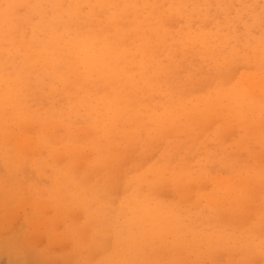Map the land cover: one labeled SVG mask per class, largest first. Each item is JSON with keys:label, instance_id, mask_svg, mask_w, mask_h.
Listing matches in <instances>:
<instances>
[{"label": "rangeland", "instance_id": "obj_1", "mask_svg": "<svg viewBox=\"0 0 264 264\" xmlns=\"http://www.w3.org/2000/svg\"><path fill=\"white\" fill-rule=\"evenodd\" d=\"M30 1L31 3L34 2L32 0H27V1L26 0H4V2L1 0V2L4 4L2 6L1 5L2 3L0 2V13L3 10H6L5 6L7 5L10 11L15 12L17 14L20 12L18 15V17L20 18V16L22 15L21 11L23 10L25 11V9L23 8L24 3L28 2L30 4ZM47 1L50 2L52 0H47ZM120 1L123 3L124 0H120ZM127 1H128V4L122 5V3H120L122 5V8L121 9L119 8L120 11H116L115 9L113 10V7H115L113 6V4H108L109 9L108 8L107 9L108 11L112 12L111 15H113L114 18H116L117 16H120L118 12L121 13L123 7H124V11L129 9V12L127 13L126 11L124 12L126 16L127 14L132 13L135 9L136 13L134 12V14L132 13L131 15H135L134 18H136L138 17V14H139L140 18L138 17V19L136 18L135 20L133 19V16L128 15L127 19L130 20L129 16L132 17L131 19L133 21H136L135 25L134 26H132L131 24L128 25L129 23H127V25H123V24H126V22H130V23L132 22L131 20L128 21L126 19L124 23L122 22L121 24L122 26L117 24L115 28H113V31L111 30V27L107 28L109 27L108 24H106L107 27H105V24L103 25L101 24L103 19H104L103 20L104 23L105 22L107 23V20H109L107 15H105L104 10H103V13H97L98 11H96V13L99 15L98 17L97 14L95 15V11H94L95 9H92L88 4H83L82 5L83 11L80 12L82 17L84 16L83 14L90 12L88 15H86L87 16L86 19L88 20L89 19L92 20L93 18L96 19V20L93 19L91 21L93 22V24H97L98 23L97 19H98L99 26L97 25L98 27H96L98 30H100L101 26H103L102 27L103 29L101 30L105 29L104 32L110 35L112 32H114V29L118 28V32L121 35H123V37L126 36L124 37L125 38L124 40L126 41V39L128 38L127 39L128 44L131 42L132 43L134 42L133 44L131 45L129 44L128 46L127 42L124 41V43L127 44V45L125 44L124 45L131 52L132 56L131 55L130 57L126 56L128 58L125 57L121 60L122 68L123 69L126 68L124 69V71H126L124 73L125 75L122 76L124 79L121 77V80L123 79L124 83L120 80V82L123 83L121 84V86L123 85L124 87L120 88L119 90L120 96L118 99H116V106L118 107V110L120 111L121 115L119 113V116L114 119L111 125L108 124L110 126L107 125V127H105L106 124L102 123L97 128L91 123L92 120H91L89 110L87 109L86 106H83L84 104H82V102L80 101L84 98L85 92L83 90H80V88H78L77 85H75L76 88L73 87V79L75 78L74 75H71V74L69 75V81L71 82V84L70 86L69 85L66 86V88H64L63 84L60 83L59 81L51 80V83L54 82L55 84L54 83L52 84L54 86L56 85L54 90L53 89L51 90L50 88L54 86H52V84L50 83L49 84L51 86H49L48 82H49L50 77L48 76L49 75L48 73H45L44 74L45 77L43 78L45 79L47 77V79L45 82H44V79L42 80L43 82L41 84L42 86L41 85L39 86L36 84L39 87V89L38 87H36L37 92H39L38 95L35 93L36 88L34 89L33 87H28V89H26L27 91L24 92L23 97L20 96L23 93L19 95V99L20 100H22V98L27 99L25 103L23 102L25 101V99L22 100L23 102L22 104L25 107V110L27 109V106H29L28 113L33 118L32 123H31L33 124V126H31V128H32V131H35L36 133L34 132L35 133L34 134L31 131H29V134L31 133L34 134L32 135L33 137L32 139L34 138L37 139V133H38V137H40L39 135H41V138H42L43 137L42 132L45 131V134H47L48 137H50V134L54 135L53 134L54 132L55 134L58 133V135L56 134L54 135V137L56 136L59 138H63L64 136L65 142L69 141L70 144L74 142V143H77L78 146L80 145L79 150L76 148V152L75 151L70 152L69 150L70 153H68V152L63 151V148H64L63 146L66 144L68 145L67 142L66 143L58 142L57 144L54 143L53 145L56 147V149L59 147L58 150L59 149L62 150V152L59 151L60 152L59 157L63 158V160L58 159L54 162V159L56 157L57 158L59 157L57 155L56 157L53 156L54 154L52 155L53 152L51 151L52 149L51 146L50 148L41 147L40 148L41 150L39 149L38 151L33 152V153L32 151H30L29 155L26 154L25 150H24V153L26 155L22 153L23 151H19L18 149H16L18 142L16 141V143H13L15 142L13 140L14 139L18 140L19 138H22V136L25 135L23 134L24 131L23 132L21 131L22 129H20L19 125L16 122H14L12 118L11 120L14 124L9 122V119L7 118H10L8 117L10 116V113H6L7 115L5 116L4 109H10L7 111L12 113L13 109L9 108L10 106H7L11 104H7L6 105L7 107L0 106V110H1L0 115L1 116L4 115V117H6V119L8 120V121L7 120L4 121L3 123H0V132H1L0 133V137H1L0 143L2 141L1 147H0V264H81L82 261H83L82 264H93L94 262H95L94 264H108V263L116 264L117 263L116 261L118 260L116 259V257L118 258L119 256L121 258L122 257L120 256L121 253H123L122 254L123 256H125L126 254V256L131 258V256L133 255L132 258L133 257L135 258L127 259L126 256L122 257L123 259L121 258L118 261V264H122L123 261L127 262V260L129 259L130 261H128L129 262L128 264H130L131 261L132 263L136 264L134 262L136 260H139V262L137 261V263H141V264L142 262L143 264H157V263L160 264L159 260L161 261V264H249V260L251 261L250 264H264V220H263L264 219V115H263L264 114V76L262 77L263 80L262 78L259 77L261 76V74H264V51H263L264 45H262V43L264 44V0H246L247 2L245 0H242V1L241 0H220L219 3H218L219 0H217V2L216 0H212V1L211 0H168V1L159 0L158 2L156 0H141V4L139 3L138 0H132V2H130L129 0ZM224 1H226L227 3L229 2L228 3L229 6L226 2H225L226 4L225 5ZM42 2H45L48 5V2H46V0H42ZM118 2L119 1H117L116 6H118ZM32 4L35 6V3H32ZM49 5L47 7L48 8L50 7V10H51L52 8L51 4ZM132 5L134 9L133 8L130 9ZM242 5L244 8L241 7ZM26 6L27 5H25L24 7L26 8ZM17 7H20L18 8V11H17ZM32 7H30L29 5L27 9L28 8L31 9ZM169 8L170 9L172 8V10H169ZM249 8L252 10H250ZM165 9L167 11H165ZM97 10H99L100 12L102 11V9L100 10L99 8H97ZM153 10H155L156 12H154ZM173 10L175 12H172ZM24 11H23V15L24 16L27 15V17L26 16L25 17L28 19L26 20L24 18V21L22 22L23 15L21 16L20 22L22 23L21 24L22 26L25 25V23L26 24H29L30 22L32 23L31 17L33 18V21L36 19L35 17H33V14L35 12L34 10L32 14L30 15L24 14ZM28 11L30 10H27V13ZM157 11L159 12L158 14L159 16L157 15L158 13ZM170 11L172 14L170 13ZM239 11L241 12V14ZM49 12H50L49 14H51V11ZM114 12L116 15L118 14L116 17H115ZM15 13H13L14 15H11V20L9 24L11 27H13L11 29L13 33H16L14 34L17 36V37L15 36L16 39L18 38L19 40L21 39L22 41L21 36H23L24 42L25 41L27 42L26 40L27 38L29 39L28 41L31 42L32 39L29 38L30 35L31 37L34 36L38 39H42L45 37L43 33H46V31H41V30L35 31L33 24H31L33 28H31L30 25L29 26L25 25L26 28H23L25 26L22 27V26L16 25L15 20L18 17ZM100 14L105 15L106 17L103 16L104 18L103 17L100 18L101 16ZM125 14L123 17L122 15L120 16L119 21L121 17L124 18L125 20L126 18ZM183 14H184V17H183ZM202 14L203 15L205 14L206 16H203ZM149 15H151L152 20L149 19L150 18ZM81 16L78 19V22L84 21L82 22L83 23L82 25H84L86 23V19L84 18L85 16L83 18H81ZM223 17H224V20H223ZM29 18L31 19V21H28ZM182 18H184V22ZM227 18L229 19V21H227ZM236 18L237 20H234ZM175 19L177 22L175 21ZM19 20H17V23ZM210 20H215L216 22L215 21L211 22ZM220 20L222 22L226 20L225 21L226 23H222ZM26 21H28L29 23H27ZM173 22H175V25H176L175 27L173 25ZM140 23H142V25ZM80 24L81 23H79V25ZM144 24H146V26H144ZM217 24H220L218 25L219 28L215 26ZM118 26L122 27V29H124V26L125 28L128 26L130 29L120 30ZM136 26H138V28H136ZM15 27H18L19 29L20 27H22L21 29L22 30L24 29L26 31H24L25 32L24 33L21 30V32L27 36L24 37V35L21 32H18L19 30ZM27 27L29 28V31ZM14 28L15 30H18L17 31L18 33L14 32ZM208 28L213 31L208 30ZM108 29H110L112 32L108 31ZM141 29L143 31L145 29V31L140 32L142 31ZM164 29L165 30L167 29V31H165ZM216 29H218L217 30L218 33ZM125 30H127V35H125L126 34ZM138 31L140 32L139 33L140 35L137 34ZM146 31L148 32L146 33ZM5 32L7 33V31ZM26 32L27 33L29 32V35ZM134 32H136L137 36L134 34ZM40 33L42 36L40 35ZM129 33L130 34L133 33L135 36L134 38L136 37L137 38L132 39L133 35L132 34L130 35ZM154 33H156L157 35L155 36ZM17 34H20V37H18ZM174 34L176 35V37ZM5 36H7V38L8 37L10 38L12 36V33L8 32L7 34H5ZM212 36L215 38H213ZM218 36L220 37V39L218 38ZM222 37L224 38V42H223ZM138 39H141V40H138ZM17 40L15 41L19 42V40L18 41ZM24 42H20V44L19 43L16 44L15 47H12L10 51L6 52L5 54L7 57L5 59L10 57L8 61H10L11 63L12 62L18 63L20 61V56L23 57L25 53V50H24L25 47L23 45ZM140 42H142L141 45H140ZM27 45H28V42L25 44V46ZM132 45H135V46H132ZM215 47H216V50H215ZM12 49L14 50L12 51ZM15 50L18 52H16ZM146 50L149 52H147ZM19 51L21 52L22 55H20ZM14 53L15 54L18 53L20 55V56L19 55L17 56L19 57L17 60L13 59V57H16ZM208 53L210 54L207 55ZM0 54H1L0 55L1 57L3 54L1 52ZM137 54L138 55L140 54L139 57L137 56ZM9 55H11L12 57ZM133 57H135L133 60H136L137 62L135 61L134 63H132L133 61L131 59ZM1 58H0L1 68L3 69V63H5L4 64L5 69L3 70L0 69V73H4L5 76H7L10 74V72H12L13 67L10 64V62L8 61L6 62L5 59H3L4 57L2 58V60ZM197 59H199L201 62L197 61ZM164 60L165 61L167 60V61L165 62ZM125 61H128V62H125ZM40 65L41 64H39V66ZM47 71H49V69ZM136 72L139 74V77ZM249 73L252 76L251 75L249 76ZM249 77H251L252 79L255 78L256 80L260 79V81L263 83L259 81L260 82V83L258 82L259 85L257 84H255V86L251 85L250 84L251 81H249ZM91 78L92 80L89 82L90 84H92V86H90V90L92 94L91 97L93 96V94H95L96 96V93L98 96V97L93 96L94 99L92 103L94 105H101L100 102L102 100H100V98L105 94L107 96L115 95V90H114L112 83L105 82L104 79L101 80L102 78L95 74L92 75ZM76 80L77 79L75 78V82ZM6 81L7 79L0 80V84H1L0 85V97L3 94V91H5L7 88ZM46 82L49 87H47ZM56 83H58V85ZM186 87H188V89ZM31 88H32V91L30 90ZM71 88L74 91H72ZM56 89L58 92L56 91ZM252 89L254 90L252 91ZM44 90L45 91L47 90L46 91L47 93H45ZM53 91H55L56 94ZM66 91H70V92H66ZM100 91H101V94H99ZM61 92H64V93H61ZM43 93H45L46 95H44ZM59 93L61 94L59 95ZM241 93H243V95ZM65 94L67 95L66 97L64 96ZM59 96H61L60 99H59ZM72 96L74 97V99L72 98ZM52 98H54L53 101H52ZM63 98L64 99L66 98V100H62ZM57 100H59V102ZM243 100L246 101L247 104L245 102L243 103L242 102ZM41 101L42 103L40 104ZM1 102L2 100L0 98V103ZM158 102H159V105H158ZM206 102L209 104L208 106H211L212 104L213 108L212 106L209 108ZM210 102H213V103L210 104ZM204 103H206V105ZM161 106H162V109H161ZM214 106L216 107V109L214 108ZM30 107L34 108V110L32 108V111L36 110L37 117L35 116L36 114L35 112L32 113ZM182 107L184 109L186 107L185 115H184L185 112L183 111ZM191 107H193L192 109L194 110L193 112L195 114H196V110H198L199 113L202 111V113L199 114L197 112L196 114L197 117H196L195 114L192 112V115H193L192 116L190 113L192 111ZM224 107L225 108L227 107L226 110L224 109ZM243 107L244 109H241ZM229 108L232 112L229 110ZM236 108H238L239 110H237ZM245 108L247 110H245ZM49 109H50V114H49ZM173 109L174 110L176 109L175 114H174ZM130 110H132L131 114H130ZM145 110H146V113H145ZM171 110H173L172 111L173 113L171 112ZM211 110L213 111L209 112ZM222 110L223 111L225 110V111L223 112ZM243 110L245 113L243 112ZM246 111L248 112L246 113ZM47 112L49 116H47ZM206 112H209L210 114ZM226 112L229 116L226 115V117L224 118ZM31 113L34 114V116ZM53 113L54 114L56 113L57 115L55 114L54 116ZM164 113H167V114L162 117L169 118V120L164 119V118L162 119V117H160L161 115H164ZM39 114L41 117L39 116ZM182 114L184 115L183 117H182ZM245 114L247 115L245 116ZM207 115L211 118L210 119L207 118L208 117ZM179 116H181L182 118ZM98 117L100 120L104 119V116L100 113L98 114ZM190 117H194L197 121L199 119V121L201 122L198 125L199 121L196 122L194 118L190 119ZM36 118L38 119L40 118L39 119L40 121H38V119ZM136 119H138V121H141V122H138ZM135 120L137 124H135ZM209 120L210 122H208ZM244 120H246V122H244ZM86 121L88 125L86 124ZM186 121L189 123V124H186L187 126L185 125V123H187ZM229 121L230 123L232 122L233 123L235 122V123L233 125L230 123L226 124V122H229ZM7 122L8 124L9 123L10 124L8 125ZM41 122H42V125L45 123L44 125L45 127L49 124L48 125L49 127L47 126L46 129L44 127V130H40ZM169 123L170 125H167ZM201 123L205 126H203ZM248 123L250 125H248ZM57 124L59 125L60 128L58 127ZM145 124L147 125L149 124V125L147 126ZM225 124L231 127L227 128ZM254 124L255 125L257 124V126H255V129H252L254 127L253 126ZM3 125L6 126L5 127L6 129L4 128ZM86 125L88 128H90L89 131L85 127ZM117 125L120 129V130L118 129L119 133L116 132L117 129H114V128H118L116 127ZM10 126L12 128H10ZM65 126H66V129L63 128ZM103 126L106 129L107 128L108 129L106 130ZM185 126H186V129H185ZM94 127L96 131L97 129L98 131H101L102 130L101 128H103L102 133H100L102 135H98L97 134L98 132L95 133ZM245 127L249 129L250 132H247V129L245 130ZM9 128L15 132L17 131L16 133L14 132L15 134H12L14 136L11 135L10 131L12 132V130H10ZM57 128L58 130H56ZM3 129H5L4 132H3ZM174 129L176 130V132H174L175 131ZM225 129L228 131L227 134L223 132L225 131ZM113 130H116L114 134L115 136L113 135V132H112ZM254 130H255V134H254ZM26 132L28 131L26 130L25 133ZM91 132L92 133L94 132L95 134L94 133L92 134ZM181 132L183 135L181 134ZM9 133L12 137L10 138L9 136V139H7L8 138L7 137L6 138L7 141H6L3 137L4 135L9 134ZM17 133L20 134V136L19 135L17 136ZM39 133H42V134H39ZM68 133L70 134V136ZM104 134H106L108 138ZM111 134L113 136L110 137ZM171 134L173 136H171ZM177 134L178 135L181 134V135L177 136ZM78 135H80L81 138L80 136L77 137ZM92 136H94L93 138L94 140L92 139ZM99 136L101 137V139ZM104 136L106 139L102 138ZM15 137H17L18 139ZM52 137L53 136H51V138ZM67 138H71V139L68 140ZM163 138H168V139L163 140ZM10 139H12L13 141L12 143ZM81 139H85L86 141L83 142ZM98 139L100 140V143H102V141L103 143H105L109 140L108 142L110 143V145L113 146L112 149H114L113 151H116L115 154L117 155H115L114 152L111 151V148H110L111 146L107 147L108 149L106 148V150H108V152L109 150L113 152L111 153L112 156L108 155L110 153L107 154L106 150H105L106 153L104 152L105 154L104 153L101 154L100 151H97L94 145L95 144L94 141L96 140V142L99 143L97 141ZM56 140L58 141L59 139H56ZM117 143H118V146L116 147ZM128 143L130 144L128 145ZM77 144L75 147H77ZM119 144H120V147H119ZM123 147L125 149H123ZM117 149L120 151V153L117 152L118 151ZM126 149L128 152L126 151ZM4 150H6L7 154ZM47 150H49L50 153ZM121 151L122 152L124 151V153H122V156H121L122 160L120 158ZM97 153H99L98 155L101 154L99 157L103 158L104 160L96 156ZM73 154L75 156H73ZM77 154L78 155L81 154V157H83V159L86 158V156L87 158H89L90 164H88L89 165L88 167H90L91 164L93 163L92 158L94 157V155H95V158H97L98 160L99 159L100 161L102 160L101 163L107 162L105 160L109 158L110 160H108V162L110 163L109 164L105 163L106 168L109 169V166L107 167L106 165L108 164L112 166L113 170L119 169L120 172L117 170L116 172H114L111 168H110L111 170L107 169L106 171L103 168L98 169L101 167L99 166L100 161L97 160L95 162L94 160V163L97 165L99 164V165L92 166L93 168H91V172L93 171L92 169H94L93 171L94 173L90 174L93 176V181L95 177L94 174L96 173L95 169L97 167H98L97 172L99 170H101L102 172L103 170L105 171L104 172L105 176L102 173V179L100 176L101 173L99 172H98L99 174L97 173L95 177V181H94L95 184L97 183V185H95L92 179L89 180V178L87 177L88 175L87 171L90 172L89 168L88 170L86 169L87 163H85L86 165L85 166L84 164H82L83 161L85 162V160H82V163H80L82 165H80L78 163V160L79 162H81L80 160L82 158L78 159V157H76L78 156ZM24 155H25V158H23ZM61 155L64 157H61ZM102 155H104V157ZM105 155L108 158H106ZM116 156H119L118 160ZM68 157H70V159L73 158V160H71L73 162L72 165H74V161H75V163L77 162L78 164L76 163V165L74 166L77 167L78 165H80L78 167H81V168L85 166L86 170H84V172L81 173L80 172L81 170H78L79 168H77V170L75 171V173L78 171L76 175L80 183H71L72 181H68V182L67 181H61V182L57 181L58 178L63 177L61 173L67 167L66 163L68 162L67 160H69L67 159ZM76 158L78 159L77 161H76ZM119 159H120V162L123 161L124 159L123 163L122 162L120 163L121 165L118 164ZM153 159H154V162L151 161ZM112 160L115 162L118 161L116 163L118 164L117 167L114 166V162ZM50 161L54 162V164H52V162ZM63 161H65L66 163H64ZM62 162L65 165L62 166ZM76 167L74 169H76ZM157 170L159 171L157 172ZM144 171H146L145 172L146 174L144 173ZM156 172H157V176H156ZM142 173L144 174L142 175ZM81 174H84L83 177ZM151 176H154V178L151 179L150 178ZM253 176H255L256 178H254ZM257 177L259 178L257 179ZM141 178L143 181L146 180L147 182L146 181L145 183L142 182ZM163 178H165V182L164 180H162ZM159 179L160 181H162L163 184L160 183V181L158 184ZM83 180L84 181L87 180V181L84 183ZM258 180L260 181L259 183H258ZM89 181L92 182L91 185ZM67 184L71 185V187H74V189L69 187V185ZM155 184L157 185L156 187H155ZM181 184L182 185L185 184L186 187L185 186L183 187ZM158 185H160V190H161L162 185H164L162 187L163 188L162 192L158 190L159 188L157 189ZM226 185L227 186L229 185V188ZM253 185H256V186H253ZM86 186H89V187L91 186L90 187L91 189L90 188L88 189ZM68 187L70 190L68 189ZM232 187H234L235 190H231ZM100 188L102 189L100 190ZM155 188L157 191H160V192H156ZM147 190L149 191L151 190L150 194L151 196L154 195V198L150 199L151 196L149 195V191L147 192ZM77 191L80 192L81 196ZM86 192L87 193L90 192L92 197L88 195L89 193L87 194ZM140 193L141 194L143 193L142 195L144 196H141ZM205 193H207L206 195H209V194H212V196L215 195V198L214 197L213 198L214 199L219 198V199H217V201L214 200V204L213 203L211 204V202L207 200L208 199L207 197L204 198L203 195H205ZM125 194H126V197L124 198ZM145 194L147 198H143L145 197ZM82 195H83V198H82ZM104 195L107 197L104 198L105 197ZM226 195L227 196L230 195V197L231 196L232 197L231 198L229 196L225 197ZM178 196L181 197L182 199L179 198ZM238 196H240L241 199ZM242 196L244 198H242ZM84 197L89 199L88 203H84V202H87V199L83 201ZM126 199H128L129 201ZM224 199H226V201H223L224 204L221 203L222 201L218 202V200H224ZM230 199L233 202V203L231 202L232 207L229 205L231 201ZM154 200H155V203H153ZM228 200H229V203L227 202ZM247 201L248 203H246ZM98 202H100L99 205L100 204L102 205L103 203L104 207L105 206L108 207L110 205V208L108 207L107 209L106 207L104 208L101 205H100L101 207H98L97 206ZM140 202H143V203H140ZM163 202L166 203L167 205L165 206ZM241 202H244V203H241ZM89 203L92 205V207L93 205H95L93 209H91L93 212L96 211V207L100 208V210L98 209V214H99L98 216L100 217L103 213V215L100 218L101 220L103 219L104 222L106 221L105 225L110 224L109 227L110 228L112 227V230L108 229L110 232L107 231V229H105L107 227L105 225H101L104 227H102V229L100 228L101 221L99 218L94 217L93 219V213L89 209V205H90ZM192 203L193 205L194 204L195 205L193 206ZM129 204L131 208H129ZM140 204L142 205L140 206ZM214 205H217V207H215ZM244 205H246L247 207ZM158 206L159 207L162 206V209L165 210L163 212V210L161 209L162 218L160 217V219L156 215L157 211H155L157 210ZM218 206L222 208H219ZM62 207H64L65 210H62L63 209ZM66 207L69 210L66 211ZM80 207L85 208L87 211H85V209L83 208H81L82 210H80ZM145 207H147L149 211L148 212L149 215L144 209ZM178 207H180L181 209L182 214L181 213L179 214L182 217L175 215V213L178 214V212H180L179 211L180 209ZM101 208L103 210H101ZM150 208H152L151 211H150ZM236 209H238L237 211H239L240 215L236 211ZM127 210L130 212H128ZM170 210L172 214L170 213ZM222 210L225 213H223ZM137 211H139V214ZM141 211L142 213H140ZM150 212L152 214H150ZM154 212H156V214H154ZM86 213H88V215ZM165 213H167L168 218ZM60 214L62 216H60ZM95 214L97 213L95 212ZM143 214L145 216H143ZM163 214H165V217ZM193 214L194 216H192ZM125 215L127 217H125ZM169 215L171 218L173 217L172 221L169 218ZM171 215H174V216H171ZM200 215L201 217H203V219L201 218V220L200 219L198 220ZM191 216L192 218H190ZM71 217L72 218L74 217L73 218L74 221H72ZM104 217H106L105 220H104ZM194 217L196 218V220H194ZM82 218L84 219V221L82 220ZM144 218H147V219L145 220ZM175 218H177V220H175ZM178 218L180 219L179 221H178ZM183 218H185V220ZM85 220L86 222H91V224L94 223L93 227L94 228L98 227V228L93 229L91 224L87 225L88 223L87 224L85 223ZM92 220L94 222H92ZM182 220L185 222L186 225H189L187 226V228L183 227L184 222H182ZM197 220L198 222L196 223L195 221ZM103 221H102V224L104 223ZM136 221H138V223ZM168 221H169L168 223L169 226H170V223L172 222H175L174 224L176 226L179 225L178 227H174L175 225L173 224L174 225L173 226L171 224L172 227L170 226V228L172 229L176 228V230H173L174 232L168 227V224L166 223ZM180 221L182 223L181 225H180ZM187 221L189 222L193 221V222L188 224ZM163 222H165L166 225L165 223L162 224ZM84 224H86L87 226L85 227ZM142 224H144L145 226L149 225V227H145ZM158 224L160 225L162 224L164 228L167 226L169 229V230L167 229V231L169 233H166L165 232L166 230L163 227L159 226ZM76 225L77 227L78 226L81 227L80 228L81 231H79V227L76 228ZM135 226L138 228L136 229ZM84 227L86 229L85 231H84ZM161 228H163L164 230ZM194 228L197 229L200 232V234L196 230L197 233L193 235L195 232ZM74 229L76 231H79L78 233L81 232L80 235ZM98 229L101 230V235L97 234V231L100 232V230ZM103 229H105L107 232ZM132 229H135L134 231H136L137 234H139V236L142 239H144V241H148L149 239L153 240L154 237L155 236L157 237L158 235H160V237H162L163 239H165L167 235L168 236L165 240H162L161 238L156 239L155 237V239L153 240L154 242L149 240L148 242H145L146 245L145 243H143V241L142 242L140 241L137 244V241H139L137 239H140V237L135 234L136 232L133 233L134 231ZM128 230L132 231V236L133 235L134 236L132 237L130 244L124 247L123 246L121 247L118 241L119 239H121V234L123 236H126L129 233ZM144 230H145V233H143ZM149 230L152 234L149 232ZM154 230L155 231L160 230L159 232L163 234L161 235L159 232L157 231L155 232ZM95 231H96V234H95ZM140 231L143 233V236H141L142 234L140 233ZM176 231L178 232V234ZM189 231L190 233H188ZM87 232L89 233L86 235ZM179 232L181 233L185 232V233L183 235L181 233L179 234ZM175 233L177 236H175ZM81 234H84V235L81 236ZM147 234H148L147 236L148 240H146ZM90 235L92 236V238ZM178 238L179 240H181L180 243H179V240H177ZM167 239L168 241H166ZM77 240H79L78 243H77ZM92 242L94 244H92ZM149 243L150 244L156 243V244L155 245L151 244L152 245L151 246ZM168 243H170V246H168L169 245ZM113 244H115L116 246H114V248L112 249ZM129 245L131 247L133 245L134 250H137L138 254L136 251H134L135 253L130 252L133 250L131 249ZM98 247L99 248L102 247L103 249H99ZM126 247L130 248L129 249L130 251L126 249V251H129L130 254L125 253L126 251L124 248ZM164 247L166 250H164ZM118 249H121V250H118ZM88 250L90 251L89 253L90 255L88 254ZM156 250H159V251L154 254ZM161 251H163V253L159 254ZM166 251L167 252L169 251V252L166 253ZM49 252L53 253L54 255L53 254L49 255ZM42 254L45 256V258L44 256H40ZM136 254L140 257L138 258ZM143 254H145L146 258H144ZM149 254L152 255V259H148V258H151ZM157 255L159 258L158 260H157ZM28 257L30 258V260L28 259ZM35 257L37 258L39 257L38 260ZM167 258L168 259L170 258L171 260L170 259L168 260ZM84 259H86L87 262ZM88 259L91 262H89ZM143 260H147V262ZM149 260L151 261L153 260L152 261L153 263ZM120 261H122V263ZM124 264H127V263H124Z\"/></svg>", "mask_w": 264, "mask_h": 264}, {"label": "bare ground", "instance_id": "obj_2", "mask_svg": "<svg viewBox=\"0 0 264 264\" xmlns=\"http://www.w3.org/2000/svg\"><path fill=\"white\" fill-rule=\"evenodd\" d=\"M3 2H4V0H2ZM27 1V0H26ZM32 1H34V2H32V3H35V6L31 3V1H30V4L28 3V2H25V3H27V4H25L24 3V6L25 5H27L26 6V8L23 6V8L25 9V11L23 10V8H22V10L24 11V14H28V15H30V14H32V12H33V10L35 11L34 12V14H33V17H35L34 19V21H33V18L31 17V19H32V23L30 22H28V21H31V19L29 18V20L28 21H26L27 23H29V24H26L25 23V25L26 26H29L30 25V27L31 28H33L34 27V29H35V31L37 30H41V31H46V33H43V35H45V37L44 38H42V39H38V38H36V37H34V36H32L31 37V35H30V39H32L31 40V42H29L28 40V38L26 39L27 40V42H28V45L27 46H25V44L27 43L26 41V43L23 41V36H21L22 37V41H21V39L19 40L18 38V40H19V42H16L15 40H17L16 38H15V36L16 35H14V34H16V33H13V31L11 30L13 27H11L10 26V24H9V22H10V20H11V15H14L13 13H15V12H12V11H10L9 10V8L7 7V5L5 6L6 8V10H3L1 13H0V52L3 54L1 57L3 58V59H5L7 56H6V52H8V51H10L11 50V48L12 47H15L16 46V44H20V42H24L23 43V45H24V47H25V53H24V55H23V57L22 56H20V55H22L21 54V50L19 51L20 52V55L18 54V53H14V55L17 57L18 55L20 56V61L17 63H11L10 61H8V59H10V57H8L7 59H5V61L7 62H10V64L12 65V67H13V69H12V72H10V74L9 75H7V76H5V74L4 73H0V80H4V79H7V81H6V86H7V88H6V90L5 91H3V94L1 95V100H2V102L0 103V106L1 107H4V106H6L7 104H11V105H7V106H10L9 108H12L13 109V111H12V113L11 112H8L7 110H10V109H4L5 110V116L7 115L6 113H10V116H8V117H10V118H7V119H9V122H11V123H13L12 122V120H11V118L14 120V122H16L18 125H19V127H20V129H22L21 131L23 132L24 131V133L23 134H25V135H21L22 136V138H17V137H15V138H17L18 140H13V141H15V142H13L12 141V139L14 138H12V139H10L11 140V143L13 142V143H16V141L18 142L17 143V146H16V149H18L19 151H23L22 153H24V150L26 151V154H28L29 155V152L30 151H32V153L33 152H36V151H38L41 147H45V148H47V147H49L50 148V146H51V151L53 152L52 153V155L53 156H55L56 157V155L59 157L60 156V152H62V150H58V148L56 149V147L53 145L54 143H58V142H65V140H64V136H63V138H59V137H54V135H58V133H54L53 132V134L54 135H51L50 134V137H48L47 136V134H45V131L44 132H42L43 133V137L41 138V135H39L40 137H38V133H37V139H32L33 137H32V135H34L36 132L35 131H32V128H31V126H33V124H31L32 123V117L30 116V114L28 113V107L29 106H27V111L25 110V107L23 106V102L25 103L26 101H27V99H25V98H22V100H24L25 99V101H23L22 102V100H20L19 99V95L20 94H22V95H20V96H22L23 97V95H24V92L25 91H27L26 89H28V87H33L34 89L36 88V87H38L37 85H41L43 82H42V80L44 79L43 77H45L44 76V74L45 73H48L49 75V77H50V79H49V82H48V84L50 83V84H52V83H54V82H52L51 83V80L52 81H59L60 83H62L63 84V86H64V88H66V86H70V84H71V82L69 81V75L71 74V75H74L75 76V78L77 79L76 80V82H75V78L73 79V87H75L76 88V86L75 85H77L78 86V88H80V90H83L84 92H85V96H84V98L82 99V100H80L81 102H82V104H84L83 106H86L87 107V109L89 110V113H90V116H91V123L95 126V127H99L102 123L103 124H106V126L105 127H107V125L108 124H110L111 125V123L114 121V119L116 118V117H118L119 116V113H120V111L118 110V107L116 106V99H118L119 98V96H120V94H119V90H120V88L121 87H124L123 85L121 86V84H123L124 82H123V75H125L124 73L126 72V71H124V69H126V68H122V65H121V60L123 59V58H125L126 56H129L130 57V55H131V52L126 48V46L125 45H127L128 44V41H127V39H126V41L124 40L125 38L124 37H126V36H124L123 37V35H121L119 32H118V28L117 29H114V32H112L113 31V28H115V26L118 24V25H121L122 24V22L124 23L125 21H126V19H127V16L128 15H130V16H133V19H135L136 20V18L138 19V17H139V14H138V17H136V18H134L135 17V15H131L132 13L134 14V12H135V9H134V7H133V5L130 7V9L131 8H133L134 9V11L132 12V13H129V14H127V16H126V14L124 13L125 11H126V13L127 12H129V9L128 10H125L124 11V7H123V9H122V11H121V13L120 12H118V14H120V16L122 15V17L124 16V14H125V20H124V18H122L121 17V19H120V21H119V18H120V16H117L116 14H115V12H114V14H115V17L116 18H114V16L113 15H111V13L112 12H110V11H108V4H113V6H115V7H113V10L115 9L116 11H120L119 10V8L121 9L122 8V5L123 4H128V1L127 0H124L123 1V3L120 1V0H81V1H79V0H68V1H64V0H52V1H50V2H48L47 0H46V2H48V5L49 4H51V10H50V7L48 8L47 6V3H45V2H42V0H32ZM117 1H119L118 2V6H116L117 5ZM130 2H132V0H129ZM139 1V3L141 4V0H138ZM157 2L159 1V0H156ZM168 1V0H167ZM166 1V2H167ZM212 1V0H211ZM242 1V0H241ZM246 1V0H245ZM0 2H1V0H0ZM145 2V1H144ZM165 2V3H166ZM216 2H217V0H216ZM220 2V0L218 1V3ZM225 2L226 1H224V4H225ZM247 2V1H246ZM253 2V1H252ZM2 3V2H1ZM120 3H122V5L120 4ZM160 3V2H159ZM164 3V4H165ZM227 3V2H226ZM229 3V2H228ZM227 3V4H228ZM3 4L4 3H2L1 5L3 6ZM7 4V3H6ZM9 4V3H8ZM30 5V7H32L31 9H27V7H29V5ZM45 4V5H44ZM83 4H88L92 9H95L94 11H95V15L97 14V13H103V10H104V12H105V15H107V17H108V19L110 20V22H109V20H107V23L105 22L104 23V17L103 16H105V15H102V14H100L101 16H100V18L101 17H103L102 19V22H101V20H100V22H101V24L103 25V24H105V27H107V25L106 24H108V26L109 27H107V28H110L111 27V30L110 29H108V31H111L112 33L109 35L108 33H106V32H104V30H101V29H103L102 27L103 26H101V28H100V30H98L96 27H98L99 25V21H98V19H97V24H93V22H91L92 20H88V19H86L87 18V16L86 15H88L90 12H87V13H85V14H83L84 16V18L86 19V23L84 24V25H82L83 23L82 22H84V21H82V22H78V19L80 18V16H81V14H80V12L81 11H83V8H82V5ZM138 4V3H137ZM149 4V3H148ZM162 4V3H161ZM160 4V5H161ZM10 5V4H9ZM139 5V4H138ZM163 5V4H162ZM189 5V4H188ZM226 5V4H225ZM246 5V4H245ZM50 6V5H49ZM88 6V7H89ZM110 6V5H109ZM120 6V7H119ZM149 6V5H148ZM164 6V5H163ZM190 6V5H189ZM219 6V5H218ZM228 6H229V4H228ZM228 6H227V8H228ZM11 7V6H10ZM21 7V6H20ZM20 7H17V11H18V8H20ZM87 7V8H88ZM99 8L100 10L102 9V11L100 12L99 10H97V8ZM118 7V8H117ZM151 7V6H150ZM157 7V6H156ZM160 7V6H159ZM223 7V6H222ZM241 7H243V5L241 6ZM16 8V7H15ZM108 8V9H107ZM111 8V7H110ZM118 10H117V9ZM129 8V7H128ZM142 8V7H141ZM140 8V9H141ZM146 8H148V7H146ZM163 8V7H162ZM161 8V9H162ZM219 8V7H218ZM244 8V7H243ZM246 8V7H245ZM2 9V8H1ZM12 9V8H11ZM33 9V10H32ZM106 9H107V11H106ZM155 9V8H154ZM156 9H158V8H156ZM160 9V8H159ZM242 9V8H241ZM250 9V8H249ZM14 10V9H13ZM16 10V9H15ZM27 10H30V11H28V13H27ZM169 10H172V8L170 9L169 8ZM218 10V9H217ZM222 10V9H221ZM226 10V9H225ZM246 10V9H245ZM250 10H252V9H250ZM23 11H21V14L23 15ZM49 11H51V14H49L50 12ZM96 11H98L97 13H96ZM131 11V10H130ZM137 11H139V10H137ZM141 11V10H140ZM154 12H156L155 10H153ZM165 11H167L166 9H165ZM189 11V10H188ZM242 11V10H241ZM244 11V10H243ZM247 11V10H246ZM255 11V10H254ZM148 12V11H147ZM146 12V13H147ZM158 12V11H157ZM172 12H175L174 10L172 11ZM240 12V11H239ZM20 13V12H19ZM19 13L17 14V13H15L16 15H17V17H18V15H19ZM136 13V12H135ZM144 13V12H143ZM170 13H171V11H170ZM237 13V12H236ZM49 14V15H48ZM80 14V15H79ZM156 14V13H155ZM159 14V12L157 13V15ZM172 14V13H171ZM240 14H241V12H240ZM247 14H248V12H247ZM247 14H245V15H247ZM21 15V16H22ZM35 15V16H34ZM47 15V16H46ZM93 15V14H92ZM142 15V14H141ZM140 15V16H141ZM203 15V14H202ZM201 15V16H202ZM237 15V14H236ZM243 15V14H242ZM21 16H20V18L18 17V18H16V20H15V23H16V25H18V26H22L21 24ZM24 16V15H23ZM22 16V22L24 21V18L27 20L28 18H26L27 17V15H25L24 17ZM97 16L99 17V15L97 14ZM129 16V18H130V20L132 21L131 23L130 22H126V24H123V25H127V23H129L128 25H132V26H134L135 25V23H136V21H133L131 18L132 17H130ZM150 16V18L149 19H151L152 20V18H151V15H149ZM148 16V17H149ZM159 16V15H158ZM175 16V15H174ZM203 16H206L205 14L203 15ZM238 16V15H237ZM244 16V15H243ZM12 17H14V16H12ZM82 16H81V18H83ZM106 17V16H105ZM154 17V16H153ZM183 17H184V14H183ZM140 18V17H139ZM145 18V17H144ZM159 18V17H158ZM237 18H239V17H237ZM237 18L236 19H234V20H237ZM240 18H242V17H240ZM14 19V18H13ZM20 19V20H19ZM123 19V20H122ZM230 19H231V17H230ZM17 20H19L18 21V23H17ZM88 20V21H87ZM94 20H96V19H94ZM105 20H106V18H105ZM122 20V21H121ZM128 21H130L129 19H127ZM181 20V19H180ZM182 20H183V22H184V18H182ZM223 20H224V17H223ZM145 21H147V20H145ZM175 21H176V19H175ZM211 22L212 21H215V20H210ZM221 21V20H220ZM226 21V20H225ZM225 21H221L222 23H226ZM227 21H229V19L227 18ZM231 21V20H230ZM140 22V21H139ZM157 22V21H156ZM156 22H154V23H156ZM177 22V21H176ZM186 22V21H185ZM216 22V21H215ZM218 22V21H217ZM220 22V23H221ZM79 23H81L80 25H79ZM96 23V22H95ZM133 23V24H132ZM235 23V22H234ZM31 24H33V27H32V25ZM78 24V25H77ZM100 24V25H101ZM141 25H142V23H140ZM185 24V23H184ZM209 24H211V23H209ZM208 24V25H209ZM25 25H23V26H25ZM96 25V26H95ZM98 25V26H97ZM137 25V24H136ZM153 25V24H152ZM173 25H174V27L176 26L175 25V22H173ZM189 25H190V23H189ZM218 25H220V24H217V25H215V26H217L218 28H219V26ZM232 25V24H231ZM13 26V25H12ZM22 26V27H23ZM26 26L25 27H23V28H26ZM94 26V27H93ZM122 26V25H121ZM139 26V25H138ZM138 26H136V28H138ZM144 26H146V24H144ZM214 26V27H215ZM230 26V25H229ZM22 27H20V29L18 28V27H15V28H17L18 30H15V28H14V32H21V28ZM119 27V26H118ZM231 27V26H230ZM30 28V29H31ZM106 28V29H107ZM120 28V30L122 29V27H119ZM145 28H147V27H145ZM206 28V27H205ZM210 28H212V27H210ZM27 29H28V31H29V28L27 27ZM124 29H127V30H129L130 28L127 26L126 28H125V26H124ZM124 29H122V30H124ZM180 29V28H179ZM127 30H125L126 31V34L125 35H127ZM137 30V29H136ZM135 30V31H136ZM142 30V29H141ZM151 30H153V29H151ZM165 30V29H164ZM174 30V29H173ZM208 30H210L209 28H208ZM218 29H216V31H217ZM5 31H7V33L9 32V33H12V36L9 38H7V36H5V34H7ZM12 31V32H11ZM23 32L24 31H26V30H22ZM140 31V30H139ZM138 31V33L137 34H139L140 32H144L145 31V29H144V31L142 30V31H140L139 32ZM165 31H167V29L165 30ZM210 31H213V30H210ZM17 32V33H18ZM137 32V31H136ZM136 32H134V34L137 36V34H136ZM148 31H146V33H147ZM233 32V31H232ZM22 33V32H21ZM25 33V32H24ZM27 33V32H26ZM31 33V32H30ZM175 33V32H174ZM217 33H218V31H217ZM23 34V33H22ZM28 35H29V32L27 33ZM32 34V33H31ZM119 34V35H118ZM130 34V33H129ZM133 36H132V39L135 37L134 36V34L133 33H131ZM130 34V35H131ZM143 34V33H142ZM155 34V36L157 35L156 33H154ZM18 35V37H20V34H17ZM24 35V34H23ZM40 35H41V33H40ZM140 35V34H139ZM147 35V34H146ZM149 35V34H148ZM175 35V34H174ZM215 35V34H214ZM3 36H4V38H3ZM25 36H27V35H24V37ZM42 36V35H41ZM144 36V35H143ZM179 36H181V35H179ZM17 37V36H16ZM140 37V36H139ZM145 37V36H144ZM151 37H152V35H151ZM175 37H176V35H175ZM213 37V36H212ZM2 38V39H1ZM137 38V37H136ZM136 38H134V39H136ZM211 38V37H210ZM213 38H215V37H213ZM218 38L220 39V37L218 36ZM223 38V37H222ZM130 39V38H129ZM152 39V38H151ZM150 39V40H151ZM185 39V38H184ZM183 39V40H184ZM250 39V38H249ZM17 40V41H18ZM138 40H141V39H138ZM153 40V39H152ZM218 40V39H217ZM216 40V41H217ZM251 40V39H250ZM124 41L125 42H127V44H125L124 43ZM131 41H133V40H131ZM136 41V40H135ZM185 41V40H184ZM130 42V41H129ZM137 42V41H136ZM152 42V41H151ZM223 42H224V38H223ZM134 43V42H133ZM132 42L131 43H129L130 45L131 44H133ZM212 43H213V41H212ZM6 44V45H5ZM125 44V45H124ZM129 44H128V46H129ZM142 44V42H140V45ZM152 44V43H151ZM21 45H22V43H21ZM136 45V44H135ZM135 45H132V46H135ZM262 45H264L263 43H262ZM139 46V45H138ZM156 47V46H155ZM16 48H18V47H16ZM20 48H22V47H20ZM137 48V47H136ZM145 48V47H144ZM138 49V48H137ZM180 49V48H179ZM184 49V48H183ZM195 49V48H194ZM14 49H12V51H13ZM139 50V49H138ZM145 50V49H144ZM147 50H148V48H147ZM146 50V51H147ZM185 50V49H184ZM215 50H216V47H215ZM11 51V52H12ZM16 51V50H15ZM140 51V50H139ZM165 51V50H164ZM264 51V50H263ZM16 52H18V51H16ZM147 52H149V51H147ZM193 52V51H192ZM140 53V52H139ZM203 53V52H202ZM197 54V53H196ZM210 53H208L207 55H209ZM1 55V54H0ZM5 55V56H4ZM140 55V54H139ZM139 55L137 54V56L139 57ZM9 56H11V55H9ZM132 56V55H131ZM173 56V55H172ZM175 56V55H174ZM178 56H180V55H178ZM0 57V58H1ZM12 57V56H11ZM13 57V59H18L19 57ZM145 57H146V55H145ZM144 57V58H145ZM2 58H1V60H2ZM126 58H128V57H126ZM135 57H133L131 60L133 61H131L132 63H134L136 60H133ZM166 58V57H165ZM251 58V57H250ZM12 59V60H13ZM188 59V58H187ZM195 59V58H194ZM196 60V59H195ZM15 61V60H14ZM165 61V60H164ZM167 61V60H166ZM165 61V62H166ZM186 61V60H185ZM197 61H199V62H201L199 59H197ZM125 62H128V61H125ZM137 62V61H136ZM5 63H3V69H5L4 68V65ZM37 64H38V66H39V64H41L39 67L37 66ZM131 64V63H130ZM175 64H176V62H175ZM180 64V63H179ZM182 64V63H181ZM184 64V63H183ZM8 65V64H7ZM127 65V64H126ZM154 65H155V63H154ZM198 65V64H197ZM177 66V65H176ZM249 66V65H248ZM11 67V66H10ZM188 67V66H187ZM131 68V67H130ZM134 68V67H133ZM149 68V67H148ZM0 69H2L1 68V65H0ZM2 69V70H3ZM10 69V68H9ZM49 69V71H47ZM129 69V68H128ZM127 69V70H128ZM6 70H7V68H6ZM130 70V69H129ZM148 71V70H147ZM174 71V70H173ZM9 72V71H8ZM248 72V71H247ZM250 72V71H249ZM137 73V72H136ZM170 73V72H169ZM175 73H176V71H175ZM181 73V72H180ZM243 73H244V71H243ZM246 73V72H245ZM98 75V76H100L102 79L101 80H103L104 79V81L105 82H109V83H112L113 84V87H114V90H115V95L114 96H107L106 94L105 95H103L101 98H100V100H102L100 103H101V105H94L93 103H92V101H93V96L94 97H96L97 96V93L96 92H94V93H96V96H95V94H93V96L91 97V90H90V86H92V84H90L89 82L92 80V75ZM138 74V73H137ZM247 74V73H246ZM162 75V74H161ZM174 75V74H173ZM251 74L249 73V76H250ZM5 76V77H4ZM141 76H143V75H141ZM243 76H245V75H243ZM252 76V75H251ZM264 76V74H261V76H259L260 78H262ZM72 77V76H71ZM121 77L123 78L122 80H121ZM135 77V76H134ZM136 77H137V75H136ZM138 77H139V74H138ZM166 77V76H165ZM170 77V76H169ZM183 77V76H182ZM181 77V78H182ZM126 78H128V77H126ZM243 78V77H242ZM248 78V77H247ZM46 79H47V77L44 79V82L46 81ZM169 79V78H168ZM194 79H195V77H194ZM10 80V81H9ZM120 80L123 82H120ZM129 80H131V79H129ZM262 80H263V78H262ZM71 81H72V79H71ZM249 81H251L250 82V84L251 85H254L255 86V84H257V85H259V83L261 82L260 81V79H255V78H251V77H249ZM260 81V82H259ZM47 82H46V85H47ZM99 82V81H98ZM141 82V81H140ZM174 82V81H173ZM248 82V81H247ZM259 82V83H258ZM101 83H102V81H101ZM100 83V84H101ZM261 83H263V82H261ZM37 84V85H36ZM49 84V86H51ZM55 84V83H54ZM57 85H58V83H56ZM112 84H110V85H112ZM142 84V83H141ZM197 84V83H196ZM1 85V84H0ZM36 85V86H35ZM45 85V86H46ZM129 85V84H128ZM263 85V84H262ZM3 86V85H2ZM42 86V85H41ZM44 86V87H45ZM48 85H47V87H49ZM52 86H54L53 84H52ZM56 86V85H55ZM55 86L54 87H51L50 89L52 90H54V88H55ZM61 86V85H60ZM59 86V87H60ZM105 86V85H104ZM132 86V85H131ZM154 86H155V84H154ZM46 87V88H47ZM128 87V86H127ZM133 87V86H132ZM165 87V86H164ZM41 88V87H40ZM104 88V87H103ZM108 88H109V86H108ZM187 89H188V87H186ZM38 89H39V87H38ZM44 89V88H43ZM42 89V90H43ZM61 89H62V87H61ZM72 89V88H71ZM70 89V90H71ZM248 89V88H247ZM259 89H261V88H259ZM31 91H32V88L30 89ZM50 90V91H51ZM94 90V89H93ZM106 90V89H105ZM128 90V89H127ZM150 90V89H149ZM249 90V89H248ZM254 89H252V91H253ZM45 91V90H44ZM47 91V90H46ZM45 91V93H47ZM56 91H57V89H56ZM72 91H74L73 89H72ZM123 91V90H122ZM250 91V90H249ZM54 93H55V91H53ZM58 92V91H57ZM66 92H70V91H66ZM76 92H77V90H76ZM81 92V91H80ZM113 92V91H112ZM111 92V93H112ZM164 92V91H163ZM180 92V91H179ZM259 92V91H258ZM263 92V91H262ZM37 95H38V93L39 92H37V88H36V92H35ZM34 93V94H35ZM45 93H43L44 95H46ZM52 93V92H51ZM61 93H64V92H61ZM61 93H59V95L61 94ZM107 93V92H106ZM166 93V92H165ZM164 93V94H165ZM220 93V92H219ZM49 94V93H48ZM56 94V93H55ZM99 94H101V91H100V93ZM186 94V93H185ZM242 95H243V93H241ZM155 95H156V93H155ZM168 95V94H167ZM65 97L67 96L66 94L64 95ZM69 96V95H68ZM25 97V96H24ZM27 97V96H26ZM41 97V96H40ZM43 97V96H42ZM47 97V96H46ZM45 97V98H46ZM60 97L61 96H59V99H60ZM80 97H82V96H80ZM98 97V96H97ZM258 97V96H257ZM49 98V97H48ZM51 98V97H50ZM72 98L74 99V97L72 96ZM156 98H158V97H156ZM212 98V97H211ZM251 98V97H250ZM36 99V98H35ZM34 99V100H35ZM76 99V98H75ZM80 99V98H79ZM262 99V98H261ZM44 100V99H43ZM54 100V98H52V101ZM62 100H66V98L64 99H62ZM251 100V99H250ZM31 101V100H30ZM47 101V100H46ZM58 102H59V100H57ZM125 101V100H124ZM239 101V100H238ZM38 102V101H37ZM61 102V101H60ZM79 102V101H78ZM204 102V101H203ZM216 102V101H215ZM229 102V101H228ZM240 102V101H239ZM243 103L245 102L246 103V101H242ZM251 102V101H250ZM31 103V102H30ZM35 103V102H34ZM42 103V101L40 102V104ZM55 103V102H54ZM207 103V102H206ZM206 103H204L205 105H206ZM211 103H213V102H210V104ZM227 103V102H226ZM225 103V104H226ZM230 103V102H229ZM242 103V104H243ZM252 103V102H251ZM36 104V103H35ZM67 104V103H66ZM76 104H78V103H76ZM179 104V103H178ZM203 104V105H204ZM217 104V103H216ZM231 104V103H230ZM247 104V103H246ZM57 105V104H56ZM138 105V104H137ZM136 105V106H137ZM158 105H159V102H158ZM209 104L207 103V106H208ZM228 105V104H227ZM6 106V107H7ZM60 106V105H59ZM58 106V107H59ZM74 106V105H73ZM130 106V105H129ZM182 106V105H181ZM211 106H212V108H213V105L211 104ZM211 106H208L209 108L211 107ZM237 106H238V104H237ZM35 107V106H34ZM38 107V106H37ZM128 107V106H127ZM207 107V108H208ZM220 107V106H219ZM227 107H229V106H227ZM226 107V108H227ZM246 107V106H245ZM31 108V111H32V108L33 107H30ZM42 108V107H41ZM48 108V107H47ZM55 108H56V106H55ZM81 108V107H80ZM178 108V107H177ZM183 108V107H182ZM193 107H191V109H192ZM197 108V107H196ZM208 108V109H209ZM214 108L216 109V107L214 106ZM223 108V107H222ZM226 108L224 107V109L226 110ZM232 108V107H231ZM247 108V107H246ZM245 108V110H247ZM51 109H53V108H51ZM61 109V108H60ZM74 109V108H73ZM159 109V108H158ZM161 109H162V106H161ZM169 109V108H168ZM185 109H186V107H185ZM185 109L183 108V111L185 112ZM221 109V108H220ZM237 110H239L238 108H236ZM241 109H244V107L243 108H241ZM3 110V111H4ZM33 110H34V108H33ZM86 110V109H85ZM132 110H133V108H132ZM132 110H130V114H131V111ZM174 110V109H173ZM173 110H171V112L173 111ZM196 110V109H195ZM207 110V109H206ZM205 110V111H206ZM224 110V111H225ZM229 110H230V108H229ZM233 110H234V108H233ZM1 111V110H0ZM2 111V112H3ZM43 111V110H42ZM129 111V110H128ZM139 111V110H138ZM175 111H176V109L174 110V114H175ZM191 111V110H190ZM194 110L192 109V111L190 112L191 113V115H192V112H193ZM205 111H203V112H205ZM208 111V110H207ZM213 110H211V111H209V112H212ZM216 111V110H215ZM223 111V110H222ZM223 111V112H224ZM231 111V110H230ZM33 112H35L36 114H35V116L37 115V112H36V110L35 111H32V113ZM167 112V111H166ZM197 112H198V110H196V114H197ZM209 112H206V113H208V114H210ZM232 112V111H231ZM233 112H235V111H233ZM238 112V111H237ZM241 112V111H240ZM243 112H244V110H243ZM248 111H246V113H247ZM1 113V112H0ZM31 113V114H32ZM45 113V112H44ZM43 113V114H44ZM86 113V112H85ZM102 114L103 116H104V119H99V117H98V114ZM137 113V112H136ZM145 113H146V110H145ZM169 113V112H168ZM173 113V112H172ZM171 113V114H172ZM189 113V112H188ZM189 113V114H190ZM194 113V112H193ZM199 113V112H198ZM202 113V111L199 113V114H201ZM245 113V112H244ZM49 114H50V109H49ZM49 114H48V112H47V116H49ZM54 114V113H53ZM56 114V113H55ZM55 114H54V116H55ZM138 114V113H137ZM160 114V113H159ZM167 113H164V115H161L160 117H162V116H165ZM186 114V112L184 113V115ZM195 114V113H194ZM195 114V116L197 117V115ZM213 114H214V112H213ZM234 114V113H233ZM33 116H34V114H32ZM57 115V114H56ZM86 115V114H85ZM120 115H121V113H120ZM139 115V114H138ZM156 115V114H155ZM183 114H182V117L184 116ZM226 115H228L227 114V112L225 113V116H224V118L226 117ZM235 115V114H234ZM233 115V116H234ZM247 114H245V116H246ZM264 115V114H263ZM39 116H40V114H39ZM99 116H101V115H99ZM145 116V115H144ZM173 116H175V115H173ZM193 116V115H192ZM208 116V115H207ZM206 116V117H207ZM222 116V115H221ZM229 116V115H228ZM244 116V117H245ZM37 117V116H36ZM41 117V116H40ZM88 117V116H87ZM131 117H132V115H131ZM148 117V116H147ZM179 117H181V116H179ZM181 117V118H182ZM189 117V116H188ZM200 117V116H199ZM203 117V116H202ZM216 117V116H215ZM48 118V117H47ZM78 118V117H77ZM130 118V117H129ZM136 118H138V117H136ZM164 117H162V119H163ZM170 118H172V117H170ZM174 118V117H173ZM191 118H194V117H190V119ZM207 118H211V117H207ZM235 118V117H234ZM247 118H248V116H247ZM254 118V117H253ZM262 118V117H261ZM6 119V117H4V115L3 116H1L0 115V123H3L4 121H6L7 120ZM36 119H38V118H36ZM40 119V118H39ZM38 119V121H40ZM45 119V118H44ZM131 119V118H130ZM164 119H168L169 120V118H164ZM195 119V118H194ZM229 119H230V117H229ZM88 120V119H87ZM137 121H138V119H136ZM136 120H135V124H137L136 123ZM151 120H152V118H151ZM156 120V119H155ZM167 120V121H168ZM172 120V119H171ZM182 120V119H181ZM184 120V119H183ZM186 120V119H185ZM196 120V119H195ZM202 120V119H201ZM208 120V119H207ZM228 120V119H227ZM8 121V120H7ZM43 121V120H42ZM120 121V120H119ZM118 121V122H119ZM133 121V120H132ZM145 121V120H144ZM159 121H161V120H159ZM158 121V122H159ZM176 121V120H175ZM194 121V120H193ZM198 121H199V119H198ZM197 120H196V122H198ZM203 121H204V119H203ZM206 121V120H205ZM231 121V120H230ZM230 121L229 122H226V124L227 123H230ZM233 121H235V120H233ZM238 121H240V120H238ZM36 122H37V120H36ZM47 122V121H46ZM55 122V121H54ZM65 122V121H64ZM63 122V123H64ZM138 122H141V121H138ZM187 122V121H186ZM201 121H199L198 122V125H199V123H200ZM208 122H210V120L208 121ZM208 122H206V123H208ZM223 122V121H222ZM244 122H246V120H244ZM257 122V121H256ZM48 123V122H47ZM56 123V122H55ZM90 123V122H89ZM90 123V124H91ZM146 123V122H145ZM149 123V122H148ZM160 123V122H159ZM166 123V122H165ZM181 123V122H180ZM179 123V124H180ZM224 123H225V121H224ZM235 123V122H234ZM233 122L232 123H230V124H234ZM241 123V122H240ZM7 124H8V122H7ZM10 124V123H9ZM8 124V125H9ZM14 124V123H13ZM35 124V123H34ZM39 124V123H38ZM37 124V125H38ZM70 124H72V123H70ZM79 124V123H78ZM84 124V123H83ZM86 124H87V121H86ZM91 124V125H92ZM154 124V123H153ZM152 124V125H153ZM178 124V125H179ZM186 124H189L188 122L187 123H185V125ZM196 124V123H195ZM202 124V123H201ZM225 124V125H226ZM243 124V123H242ZM7 125V126H8ZM45 125V123L42 125V122H41V129L40 130H44V126ZM49 125V124H48ZM47 125V126H48ZM52 125V124H51ZM58 125V124H57ZM88 125V124H87ZM87 125L85 126L86 128H87V130L89 131L90 130V128H88L87 127ZM110 125H108V126H110ZM145 125H147V124H145ZM149 125V124H148ZM147 125V126H148ZM167 125H170V123L169 124H167ZM166 125V126H167ZM175 125V124H174ZM203 125V124H202ZM248 125H250L249 123H248ZM4 126V125H3ZM15 126V125H14ZM46 126V127H47ZM55 126V125H54ZM53 126V127H54ZM71 126V125H70ZM74 126V125H73ZM177 126V125H176ZM187 126V125H186ZM186 126H185V129H186ZM203 126H205V125H203ZM227 126V128L228 127H231V126H228V125H226ZM235 126V125H234ZM240 126V125H239ZM246 126V125H245ZM254 127L252 128V129H255V126H257V124L255 125H253ZM6 126H4V128H5ZM16 127V126H15ZM31 129H30V128ZM39 127V126H38ZM46 127H45V129H46ZM49 127V126H48ZM58 127H59V125H58ZM76 127H77V125H76ZM95 127H94V130H95V133L96 132H98L97 134L98 135H102V134H100V133H102V130H103V128H101L102 130L101 131H98V129H97V131H96V129H95ZM104 127V126H103ZM104 127V128H105ZM116 127H118V125L116 126ZM131 127V126H130ZM130 127H129V129H130ZM139 127V126H138ZM224 127V126H223ZM233 127V126H232ZM10 128H12L11 126H10ZM9 128V129H10ZM28 128H29V130H28ZM34 128V127H33ZM55 128V127H54ZM60 128V127H59ZM63 128H65L66 129V126L65 127H63ZM84 128V127H83ZM135 128V127H134ZM149 128V127H148ZM162 128V127H161ZM165 128V127H164ZM173 128V127H172ZM184 128V127H183ZM191 128H193V127H191ZM196 128V127H195ZM194 128V129H195ZM257 128V127H256ZM6 129V128H5ZM5 129H3V132L5 131ZM8 129V130H9ZM19 129V130H20ZM36 129V128H35ZM65 129H63V130H65ZM69 129V128H68ZM92 129V128H91ZM106 129V128H105ZM108 129V128H107ZM106 129V130H107ZM114 129H117V131L116 130H113L112 132H113V135L115 134V131L116 132H118V129H119V127L118 128H114ZM247 128L245 127V130H246ZM251 129V130H252ZM10 130H12V129H10ZM18 130V129H17ZM28 131V132H26L25 133V131ZM56 130H58V128L56 129ZM93 130V129H92ZM120 130V129H119ZM148 130V129H147ZM150 130V129H149ZM175 130V129H174ZM181 130V129H180ZM191 130V129H190ZM224 130V129H223ZM29 131H31L32 133H34V134H32L31 132V134H29ZM110 131V130H109ZM109 131H107V132H109ZM130 131V130H129ZM163 131V130H162ZM178 131V130H177ZM226 131V132H225ZM225 131H223L224 133H226L227 134V130L225 129ZM9 132V131H8ZM7 132V133H8ZM15 131H13L12 130V132L10 131V133H11V135L12 134H15L14 133ZM51 132H52V130H51ZM174 132H176V130L174 131ZM183 132V131H182ZM182 132H181V134H182ZM189 132V131H188ZM199 132H200V130H199ZM223 132H221V133H223ZM247 132H250L249 131V129H247ZM1 133V132H0ZM6 133V132H5ZM10 133L9 134H6V135H4V139L7 141V139H9V136H10V138L12 137V136H14V135H10ZM18 133H19V131H18ZM17 133V136L19 135L20 136V134H18ZM42 133H39V134H42ZM64 133V132H63ZM92 133V132H91ZM94 133V132H93ZM92 133V134H93ZM94 133V134H95ZM119 133V132H118ZM123 133V132H122ZM163 133H165V132H163ZM184 133H185V131H184ZM66 134V133H65ZM69 134V133H68ZM87 134V133H86ZM107 134V133H106ZM106 134H104L105 136H107ZM176 134V133H175ZM181 134H177V136H180ZM251 134H252V132H251ZM254 134H255V130H254ZM8 135V136H7ZM67 135V134H66ZM112 134L110 135V137L111 136H113ZM116 135H117V133H116ZM134 135V134H133ZM142 135V134H141ZM183 135V134H182ZM193 135V134H192ZM36 136V135H35ZM34 136V137H35ZM51 136H53L52 138H51ZM69 136H70V134H69ZM80 135H78L77 137H79ZM83 136H85V135H83ZM83 136H82V138H83ZM105 136L104 137H102V138H104V139H106L105 138ZM115 136V135H114ZM171 136H173L172 134H171ZM221 136V135H220ZM8 137V138H7ZM96 137H97V135H96ZM100 137V136H99ZM121 137V136H120ZM126 137H127V135H126ZM125 137V138H126ZM161 137H162V135H161ZM203 137V136H202ZM1 138V137H0ZM7 138V139H6ZM55 138V139H54ZM80 138H81V136H80ZM87 138V137H86ZM85 138V139H86ZM94 138V136H92V139ZM107 138H108V136H107ZM134 138H135V136H134ZM172 138V137H171ZM183 138V137H182ZM52 139H53V141H52ZM56 139H59L58 141L56 140ZM63 139V140H62ZM68 140H70L71 138H67ZM85 139H81L83 142L84 141H86ZM100 139H101V137H100ZM116 139V138H115ZM127 139H128V137H127ZM126 139V140H127ZM164 139H168V138H163V140ZM78 140V139H77ZM94 140V139H93ZM92 140V141H93ZM108 140V139H107ZM114 140V139H113ZM139 140V139H138ZM143 140V139H142ZM99 143H97L96 142V140L94 141V145H95V147H96V149H97V151H100L101 152V154L102 153H104L105 152V150H106V148L107 147H110L111 148V151H113L114 149H112V145H110V143L107 141V142H105V143H103V141H102V143H100V140L98 139L97 140ZM144 141V140H143ZM172 141H173V139H172ZM5 142V141H4ZM67 142V141H66ZM65 142V143H66ZM114 142V141H113ZM127 142V141H126ZM129 142V141H128ZM135 142V141H134ZM166 142V141H165ZM1 143H2V141H1ZM1 143H0V147H1ZM64 143V144H65ZM68 143V145L66 144V145H62L64 148H63V151L64 152H68V153H70V152H73V151H75L76 152V148L79 150V146H78V144L77 143H69V141L67 142ZM10 144V143H9ZM75 144V145H74ZM76 144H77V147H75L76 146ZM91 144V143H90ZM130 143H128V145H129ZM155 144V143H154ZM166 144V143H165ZM83 145V144H82ZM137 145V144H136ZM153 145V144H152ZM118 146V143H117V145H116V147ZM122 146V145H121ZM92 147V146H91ZM119 147H120V144H119ZM133 147V146H132ZM136 147V146H135ZM10 148V147H9ZM109 148V149H110ZM115 148V147H114ZM44 149V148H43ZM42 149V150H43ZM90 149V148H89ZM108 149V148H107ZM123 149H125L124 147H123ZM129 149H131V148H129ZM133 149V148H132ZM136 149V148H135ZM149 149V148H148ZM172 149V148H171ZM41 150V149H40ZM45 150V149H44ZM69 150H70V152H69ZM116 150V149H115ZM118 150V149H117ZM2 151V150H1ZM5 152H6V150H4ZM3 151V152H4ZM14 151V150H13ZM47 151H49V150H47ZM60 151V152H59ZM103 151V152H102ZM107 151V154L108 153H110V154H108V155H111V153H113L114 152V154H115V152L116 151H113V152H111L110 150H109V152H108V150H106ZM125 151V150H124ZM124 151L122 152L121 151V155L120 154H118V155H120V158H121V156H122V153H124ZM126 151H127V149H126ZM143 151V150H142ZM146 151H148V150H146ZM78 152V151H77ZM80 152V151H79ZM99 152V153H100ZM117 152H119L120 153V151L118 150ZM128 152V151H127ZM49 153H50V151H49ZM99 153H97V155L96 156H100V155H98ZM106 153V152H105ZM104 153V154H105ZM133 153V152H132ZM146 153V152H145ZM6 154H7V152H6ZM17 154V153H16ZM25 154V153H24ZM25 154V155H26ZM61 154H63V153H61ZM75 154V153H74ZM73 154V156H75ZM128 154V153H127ZM5 155V154H4ZM18 155V154H17ZM25 155H24V157L23 158H25ZM40 155V154H39ZM51 155V156H52ZM78 155V154H77ZM115 155H117V154H115ZM126 155V154H125ZM131 155V154H130ZM41 156V155H40ZM64 156H65V154H64ZM64 156H62L61 155V157H64ZM83 156V155H82ZM85 156V155H84ZM103 157H104V155H102ZM112 156V155H111ZM136 156V155H135ZM160 156V155H159ZM28 157V156H27ZM30 157V156H29ZM34 157H35V155H34ZM45 157V156H44ZM67 157V156H66ZM65 157V158H66ZM76 157H78V159H80V158H82L80 161L81 162H79V160L76 158V161L78 160V163L80 164V163H82V160H85V162L83 161V163L82 164H84L85 165V163H87V170H88V168L90 169V172H88L87 171V174L89 175H87V177L89 178V180L90 179H92V181H93V176L92 175H90V174H93L94 172V169H92L93 171L91 172V168H93L92 166H98L97 164H95L94 163V160H95V162L98 160L97 158H95V155H94V157L92 158L93 159V163L91 164V166L90 167H88L89 165L88 164H90V161H89V158H87V156H86V158H84L83 159V157H81V154L80 155H78V156H76ZM88 157H90V156H88ZM105 157L106 158H108L106 155H105ZM117 157V160H118V158H119V156H116ZM22 158V159H23ZM37 158V157H36ZM40 158V157H39ZM51 158V157H50ZM99 158H101V157H99ZM141 158V157H140ZM33 159V158H32ZM58 159H60V160H63V158H55L54 159V162L56 161V160H58ZM67 159H69V160H67L68 162L66 163L65 161H63L64 163H66V168L62 171V173H61V175L63 176L62 178H58V180L57 181H59V182H61V181H72L71 183H80V181H79V179H78V177H77V175H76V173L78 172H76L75 173V171L77 170V168H79L78 170H81L80 172L82 173V172H84V170H86L85 169V166L83 167V168H81V167H78V166H80V165H82V164H80V165H78L77 167L76 166H74V165H76V163H75V161H74V165H72L73 164V162L71 161V160H73V158H71L70 159V157H68ZM101 159H103V158H101ZM115 159V158H114ZM151 159V158H150ZM159 159H161V158H159ZM13 160V159H12ZM25 160V159H24ZM59 160V161H60ZM66 160V159H65ZM75 160V159H74ZM104 160V159H103ZM108 160H110L109 158L108 159H106L105 161H107V162H105V163H110V162H108ZM116 160V159H115ZM121 160H122V158H121ZM141 160V159H140ZM88 161H89V163H88ZM98 161H100V159L98 160ZM102 161V160H101ZM101 161H100V165L99 166H101L100 168H98V169H101V168H103L105 171L108 169V168H106V166H105V163L103 162V163H101ZM113 161V160H112ZM123 161H124V159H123ZM123 161H121L122 163H123ZM151 161H153L154 162V159L153 160H151ZM166 161V160H165ZM14 162V161H13ZM38 162V161H37ZM50 162H52V161H50ZM54 162H52V164H54ZM62 162V166L63 165H65L64 163ZM114 162V166H116L117 167V165L118 164H120L121 162H120V159H119V162H118V164H116L117 162H115V161H113ZM150 162V161H149ZM163 162V161H162ZM59 163V162H58ZM61 163V162H60ZM77 163V164H78ZM166 163V162H165ZM38 164V163H37ZM51 164V165H52ZM103 164V165H102ZM108 164H106L107 165V167L109 166V169L108 170H111L112 169V166H110V165H108ZM116 164V165H115ZM156 164V163H155ZM121 165V164H120ZM120 165H119V167H120ZM132 165V164H131ZM146 165V164H145ZM48 166V165H47ZM114 166H113V168H114ZM60 167H61V165H60ZM76 167V169H74ZM105 167V168H104ZM135 167V166H134ZM167 167H169V166H167ZM81 168V169H80ZM97 168L95 169V171H96V173L94 174L95 175V177H96V175H97V173L99 172V173H101L100 174V176H101V179H102V173L104 174V176H105V171L103 170V172L101 171V170H99L98 172H97ZM111 168V169H110ZM83 169V170H82ZM160 169H161V167H160ZM165 169V168H164ZM113 170V169H112ZM116 170L117 169H115V170H113L114 172H116ZM135 170V169H134ZM150 170V169H149ZM117 171H119L120 172V170L118 169ZM154 171V170H153ZM159 170H157V172H158ZM162 171V170H161ZM160 171V172H161ZM118 172V173H119ZM135 172V171H134ZM146 171H144V173H145ZM157 172H156V176H157ZM98 173V174H99ZM106 173H108V172H106ZM144 173H142V175L144 174ZM148 173V172H147ZM150 173V172H149ZM152 173V172H151ZM165 173V172H164ZM80 174V173H79ZM146 174V173H145ZM159 174V173H158ZM82 175V177H83V175L84 174H81ZM128 175V174H127ZM148 175V174H147ZM152 175V174H151ZM103 176V177H104ZM116 176V175H115ZM149 176V175H148ZM154 176H155V174H154ZM154 176H151L150 178L151 179H153L154 178ZM260 176V175H259ZM92 177V178H91ZM95 177H94V181H95ZM128 177V176H127ZM132 177V176H131ZM141 177V176H140ZM162 177V176H161ZM254 178H256L255 176H253ZM64 178V179H63ZM88 178H87V180H88ZM156 178V177H155ZM259 177H257V179H258ZM145 179H147V178H145ZM86 180V181H87ZM162 180H164V182H165V178H163ZM260 180V179H259ZM258 180V183L260 182ZM84 181V180H83ZM86 181H84V183L86 182ZM93 181V182H94ZM98 181H100V180H98ZM126 181V180H125ZM141 181L142 182H144L145 183V181H143L142 180V178H141ZM159 181H160V179L158 180V184H159ZM96 182H97V180H96ZM135 182V181H134ZM147 182V181H146ZM149 182V181H148ZM168 182V181H167ZM166 182V183H167ZM58 183V182H57ZM63 183V182H62ZM89 183H90V185H91V181H89ZM100 183V182H99ZM150 183V182H149ZM157 183V182H156ZM160 183H162V181H160ZM88 184V183H87ZM94 184H95V182H94ZM163 184V183H162ZM168 184V183H167ZM227 184V183H226ZM228 184H230V183H228ZM252 184H253V182H252ZM67 185H69V184H67ZM86 185V184H85ZM95 185H97V183L95 184ZM100 185V184H99ZM103 185V184H102ZM151 185V184H150ZM161 185V184H160ZM160 185H158V187H157V189L158 190H160ZM182 185V184H181ZM145 186V185H144ZM157 185L155 184V187H156ZM164 185H162V187H163ZM183 187L185 186V184L184 185H182ZM227 186V185H226ZM253 186H256V185H253ZM69 187H71V185H69ZM69 187H68V189H69ZM88 189L91 187H89V186H86ZM110 187V186H109ZM139 187V186H138ZM142 187H143V185H142ZM146 187V186H145ZM144 187V188H145ZM154 187V186H153ZM152 187V188H153ZM161 187V192H162V190H163V188ZM186 187V186H185ZM228 188H229V185L227 186ZM72 189H74V187H71ZM84 188V187H83ZM141 188V187H140ZM247 188V187H246ZM71 189V190H72ZM91 189V188H90ZM102 188H100V190H101ZM149 189V188H148ZM237 189V188H236ZM253 189V188H252ZM252 189H251V191H252ZM70 190V189H69ZM82 190V189H81ZM100 190H98V191H100ZM131 190V189H130ZM136 190H137V188H136ZM155 190H156V188H155ZM185 190H186V188H185ZM215 190V189H214ZM231 190H235V188L234 187H232V189ZM84 191V190H83ZM97 191V192H98ZM149 190H147V192H148ZM151 191V190H150ZM149 191V195L151 196V192ZM153 191V190H152ZM160 191H157L156 190V192H160ZM201 191V190H200ZM200 191H199V193H200ZM206 191V190H205ZM228 191H230V190H228ZM249 191V190H248ZM79 194H80V192L79 191H77ZM76 192V193H77ZM94 192V191H93ZM233 192V191H232ZM81 193H83V192H81ZM87 193V192H86ZM89 193V194H88ZM87 194L88 195H90L91 196V194H90V192H88ZM133 193V192H132ZM198 193V192H197ZM204 193V192H203ZM207 193H209V192H207ZM207 193H205V195H203L204 196V198L205 197H207L206 199L208 200V201H210L211 202V204L213 203L214 204V200H216L217 201V199H219V198H217V199H214L215 198V195H213L212 196V194H209V195H206ZM85 194V193H84ZM139 194V193H138ZM141 194V193H140ZM143 194V193H142ZM141 194V196H144V195H142ZM158 194V193H157ZM216 194H218V193H216ZM159 195V194H158ZM158 195H157V197H158ZM210 195H211V197H210ZM235 195V194H234ZM80 196H81V194H80ZM85 196V195H84ZM105 196V195H104ZM133 196V195H132ZM136 196H138V195H136ZM140 196V195H139ZM209 196V197H208ZM216 196H218V195H216ZM229 197H230V195H228ZM227 195L225 196V197H228ZM236 196H237V194H236ZM92 197V196H91ZM102 197H103V195H102ZM107 196H105L104 198H106ZM126 197V194L124 195V198ZM156 197V196H155ZM179 197V196H178ZM214 197V198H213ZM221 197V196H220ZM232 197V196H231ZM230 197V198H231ZM240 199H241V197L240 196H238ZM237 197V198H238ZM75 198H76V196H75ZM78 198V197H77ZM80 198V197H79ZM82 198H83V195H82ZM135 198V197H134ZM136 198H138V197H136ZM143 198H147L146 197V194H145V197H143ZM152 198H154V195L153 196H151V198L150 199H152ZM179 198H181V197H179ZM178 198V199H179ZM242 198H244L243 196H242ZM85 199H87V198H85L84 197V199H83V201H85ZM141 199V198H140ZM156 199V198H155ZM163 199V198H162ZM182 199V198H181ZM205 199V200H206ZM227 199V198H226ZM226 199H224V200H218V202L219 201H222L221 203L222 204H224V202L223 201H226ZM229 199V198H228ZM236 199V198H235ZM92 200V199H91ZM120 200V199H119ZM126 200H128V199H126ZM160 200V199H159ZM164 200V199H163ZM163 200H161V201H163ZM175 200V199H174ZM201 200V199H200ZM211 200H213V201H211ZM231 200V199H230ZM82 201V202H83ZM88 201H89V199H87V202H84V203H88ZM93 201V200H92ZM100 201V200H99ZM113 201V200H112ZM122 201V200H121ZM129 201V200H128ZM135 201V200H134ZM138 201H139V199H138ZM152 201V200H151ZM150 201V202H151ZM165 201V200H164ZM234 201V200H233ZM244 201V200H243ZM106 202H108V201H106ZM167 202V201H166ZM181 202H182V200H181ZM228 203H229V200L227 201ZM232 202V200L230 201V206H231V204L233 203H231ZM240 202V201H239ZM250 202H251V200H250ZM72 203V202H71ZM96 203V202H95ZM99 203L100 202H98V207H101V206H103L104 204L102 203V205L100 206L99 205ZM126 203V202H125ZM130 203H131V201H130ZM140 203H143V202H140ZM153 203H155V200L153 201ZM160 203V202H159ZM173 203V202H172ZM220 203V204H221ZM241 203H244V202H241ZM246 203H248V201L246 202ZM60 204H61V202H60ZM90 204V203H89ZM113 204H115V203H113ZM163 204H165V206L167 205L166 203H164L163 202ZM239 204V203H238ZM87 205V204H86ZM91 205V204H90ZM89 205V209H90V211H92L91 209H93V207L95 206V205H93V207H92V205L90 206ZM142 204H140V206H141ZM144 205V204H143ZM152 205V204H151ZM162 205V204H161ZM192 205H193V203H192ZM195 205V204H194ZM193 205V206H194ZM228 205V206H229ZM234 205V204H233ZM236 205V204H235ZM127 206V205H126ZM215 207H217V205H214ZM221 206V205H220ZM220 206H218L219 208H222V207H220ZM237 206V205H236ZM241 206V205H240ZM244 206H246V205H244ZM92 207V208H91ZM104 207V206H103ZM106 207V206H105ZM104 207V208H105ZM109 208H110V205L108 206ZM108 207H106L107 209H108ZM121 207V206H120ZM123 207H124V205H123ZM138 207H139V205H138ZM213 207V206H212ZM232 207V206H231ZM247 207V206H246ZM63 209L62 210H65V208L64 207H62ZM81 208H83V207H80V210H82ZM127 208V207H126ZM129 208H131L130 207V204H129ZM133 208H135V207H133ZM159 208V209H158ZM174 208V207H173ZM177 208V207H176ZM179 209H180V207H178ZM226 208V207H225ZM61 209V208H60ZM83 209H85V208H83ZM98 209L100 210V208H97L96 207V213L97 214H95V212H93L92 211V213H93V219H94V217L95 218H99L100 219V228L102 229V227H104V226H101V225H105L106 223V221L104 222L103 221V219L101 220V216L103 215V213H102V211H101V213H102V215L99 217L98 215ZM107 209H105V210H107ZM116 209H117V207H116ZM115 209V210H116ZM141 209V208H140ZM145 210H146V212H147V214H148V209H147V207H145L144 208ZM143 209V210H144ZM151 209L152 208H150V211H151ZM161 209H162V206L161 207H157V210H155V211H157V214H156V212H154V214H156L158 217H159V219H160V217L162 218V211H161ZM165 209V208H164ZM184 209V208H183ZM218 209V208H217ZM67 210H69V209H67V207H66V211ZM101 210H103L102 208H101ZM114 210V209H113ZM163 210V209H162ZM238 209H236V211H237ZM240 210V209H239ZM85 211H87L86 209H85ZM128 211V210H127ZM154 211V210H153ZM165 210H163V212H164ZM173 211V210H172ZM180 212H178V214L179 213H181V209L179 210ZM185 211V210H184ZM186 211H187V209H186ZM199 211V210H198ZM70 212V211H69ZM108 212V211H107ZM128 212H130V211H128ZM127 212V213H128ZM138 212V214H139V211H137ZM167 212V211H166ZM222 212H223V210H222ZM227 212V211H226ZM238 213H239V211H237ZM236 212V213H237ZM249 212V211H248ZM106 213V212H105ZM104 213V214H105ZM140 213H142V211L140 212ZM169 213V212H168ZM170 213H171V210H170ZM188 213V212H187ZM197 213V212H196ZM203 213V212H202ZM223 213H225V212H223ZM228 213V212H227ZM68 214V213H67ZM71 214V213H70ZM87 215H88V213H86ZM144 214H146V213H144ZM143 214V216H145ZM150 214H152L151 212H150ZM166 214V216H167V213H165ZM165 214H163L164 215V217H165ZM172 214V213H171ZM177 213H175V215L176 216H181L180 214L178 215ZM182 214V213H181ZM184 214V213H183ZM75 215V214H74ZM85 215V214H84ZM90 215H91V213H90ZM89 215V216H90ZM94 215H96V216H94ZM133 215V214H132ZM149 215V214H148ZM197 215V214H196ZM221 215H222V213H221ZM237 215V214H236ZM235 215V216H236ZM239 215H240V213H239ZM238 215V216H239ZM60 216H62L61 214H60ZM105 216V215H104ZM110 216V215H109ZM153 216V215H152ZM171 216H174V215H171ZM192 216H194V214L192 215ZM192 216L190 217V218H192ZM86 217V216H85ZM107 217V216H106ZM106 217H104V220H105V218ZM125 217H127L126 215H125ZM124 217V218H125ZM182 217V216H181ZM187 217V216H186ZM199 217V216H198ZM72 218V217H71ZM74 218V217H73ZM73 218H72V221H74L73 220ZM111 218V217H110ZM167 218H168V216H167ZM167 218H165V219H167ZM169 218L171 219V221H172V219H173V217L171 218L170 217V215H169ZM189 218V219H190ZM201 218L203 219V217H201V215H200V217L198 218V220L200 219L201 220ZM236 218V217H235ZM62 219V218H61ZM116 219V218H115ZM114 219V220H115ZM145 220L147 219V218H144ZM149 219H151V218H149ZM182 219V218H181ZM184 220H185V218H183ZM187 219V218H186ZM82 220L84 221V219L82 218ZM108 220V219H107ZM117 220V219H116ZM156 220V219H155ZM158 220V219H157ZM175 220H177V218H175ZM175 220H173V221H175ZM180 219L178 218V221H179ZM192 220V219H191ZM194 220H196V218L194 217ZM198 220L197 221H195L196 223L198 222ZM264 220V219H263ZM77 221V220H76ZM102 221L104 222L103 224H102ZM126 221V220H125ZM147 221H149V220H147ZM147 221H145V222H147ZM152 221H154V220H152ZM160 221V220H159ZM158 221V222H159ZM161 221H163V220H161ZM167 221V220H166ZM170 221V220H169ZM169 221L168 222H166L167 224L169 223ZM92 222H94L93 220H92ZM137 223H138V221H136ZM157 222V223H158ZM177 222V221H176ZM182 222H184L183 220H182ZM193 221H191V222H189V221H187V223L189 224V223H192ZM58 223V222H57ZM83 223V222H82ZM85 223L87 224V225H89V224H91V222H86V220H85ZM109 223V222H108ZM143 223V222H142ZM156 223V222H155ZM165 222H163L162 224H164ZM166 223H165V225H166ZM175 222H172V223H170V226H171V224L173 225ZM178 223V222H177ZM195 223V224H196ZM80 224V223H79ZM86 224H84L85 225V227L87 226ZM94 224V223H93ZM93 224H91L92 225V227H93ZM119 224V223H118ZM145 224V223H144ZM144 224H142L143 226H145ZM148 224V223H147ZM154 224V223H153ZM162 224L160 225V224H158L159 226H161V227H163L162 226ZM182 223H181V221H180V225H181ZM184 224V228L186 227L187 228V226H189V225H186L185 224V222L183 223ZM194 224V225H195ZM90 225V226H91ZM110 225V224H109ZM109 225L107 224V225H105V226H107L105 229H107V231H109L108 229H111L112 230V227L110 228L109 227ZM175 225V224H174ZM173 225V226H174ZM73 226H74V224H73ZM72 226V227H73ZM81 226V225H80ZM114 226V225H113ZM134 226V225H133ZM155 226V225H154ZM170 226H169V224H168V227L170 228ZM179 225H175L174 227H178ZM200 226V225H199ZM79 227V226H78ZM77 227V225H76V228H78ZM85 227H84V231L86 230L85 229ZM136 227V226H135ZM140 227V226H139ZM145 227H149V225L148 226H145ZM152 227V226H151ZM157 227V226H156ZM168 227L166 226L164 229L166 230L165 232L166 233H169L168 231H167V229H168ZM172 227V226H171ZM182 227V226H181ZM193 227V226H192ZM195 227V226H194ZM81 227H79V231H81V229H80ZM96 229L98 228V227H95ZM94 227H93V229H95ZM132 228V227H131ZM138 227H136V229H137ZM141 228V227H140ZM154 228V227H153ZM163 228H161V229H163ZM196 228V227H195ZM194 228V229H195ZM205 228V227H204ZM105 229H103V230H105ZM143 229V228H142ZM151 229V228H150ZM163 229V230H164ZM172 231L173 230H176V228H174V229H172V228H170ZM194 229H193V231H194ZM207 229V228H206ZM210 229V228H209ZM75 230V229H74ZM98 230H100V229H98ZM114 230V229H113ZM116 230H117V228H116ZM133 231L135 230V229H132ZM139 230V229H138ZM141 230V229H140ZM153 230V229H152ZM169 230V229H168ZM180 230V229H179ZM196 230L197 229H195V232H194V234L193 235H195V233H199L200 234V232L197 230V232H196ZM76 231V230H75ZM79 231H76L77 233L79 232ZM97 231V230H96ZM96 231H95V234H96ZM106 231V230H105ZM106 231V232H107ZM129 231V233L126 235V236H123L122 234H121V239H119V241H118V243H119V245L122 247H124V246H126V245H128V244H130L131 243V240H132V237L134 236H132V231H130V230H128ZM143 231V230H142ZM155 231V230H154ZM157 231V230H156ZM155 231V232H156ZM160 231V230H159ZM159 231H157V232H159ZM184 231V230H183ZM183 231H181V232H183ZM192 231V230H191ZM192 231V232H193ZM92 232V231H91ZM94 232V231H93ZM110 232V231H109ZM111 232H113V231H111ZM136 231H134L133 233H135ZM149 232H150V230H149ZM148 232V233H149ZM162 232V231H161ZM164 232V233H165ZM171 232V231H170ZM174 232V231H173ZM177 232V231H176ZM181 232H179V234L181 233ZM81 233V232H80ZM80 233H78L79 235H80ZM89 232H87L86 233V235L88 234ZM140 233L142 234H140L141 236H143V233H145V230H144V232L142 233L141 231H140ZM151 233V232H150ZM160 233V232H159ZM158 233V234H159ZM172 233V232H171ZM185 233V232H184ZM184 233H181V234H183L184 235ZM188 233H190V231L188 232ZM187 233V234H188ZM77 234V235H78ZM97 234L99 235H101V230H100V232H98L97 231ZM136 235H138L139 236V234H137V232L135 233ZM152 234V233H151ZM150 234V235H151ZM154 234H156V233H154ZM161 235L163 234V233H160ZM177 234H178V232H177ZM82 235H84V234H81V236ZM91 235H92V233H91ZM90 235V236H91ZM167 235V234H166ZM165 235V236H166ZM186 235V234H185ZM80 236V237H81ZM105 236V235H104ZM110 236V235H109ZM148 236V234L146 235V237ZM159 236V237H158ZM157 237H156V239H159V238H161L162 240H165L166 238H167V236H166V238L165 239H163L162 237H160V235H158ZM171 236V235H170ZM175 236H177L176 235V233H175ZM182 236V235H181ZM180 236V237H181ZM78 237V236H77ZM106 237V236H105ZM105 237H103V238H105ZM114 237V236H113ZM130 237H131V239H130ZM140 237V236H139ZM150 237V236H149ZM155 237H154V239H155ZM183 237V236H182ZM79 238V237H78ZM91 238H92V236H91ZM117 238V237H116ZM153 238V237H152ZM175 238H177V237H175ZM184 238V237H183ZM183 238H182V240H183ZM140 239H142L141 237H140ZM140 239H137V240H139V241H137V244H138V242H142L143 241V243H145V242H148L149 240H148V237H147V239L146 240H148V241H144V239H142V240H140ZM153 239V240H154ZM93 240H94V238H93ZM100 240V239H99ZM152 239L150 240V241H152V242H154ZM177 240H179V238L177 239ZM92 241V240H91ZM112 241V240H111ZM159 241V240H158ZM166 241H168V239L166 240ZM175 241V240H174ZM180 241L181 240H179V243H180ZM27 242V241H26ZM79 242V240H77V243ZM82 242V241H81ZM108 242V241H107ZM135 242V241H134ZM161 242V241H160ZM133 243V242H132ZM157 243H159V242H157ZM162 243V242H161ZM217 243V242H216ZM92 244H94L93 242H92ZM97 244V243H96ZM108 244V243H107ZM137 244H136V246H137ZM150 244V243H149ZM151 244H156V243H151ZM150 244V245H151ZM169 245L168 246H170V243H168ZM133 245H135V244H133ZM133 245H132V247H131V249L133 250V251H130L129 249L130 248H128V247H126V248H124L125 249V251H126V249H128L130 252H134V251H136L137 252V250H134V248H133ZM140 245V244H139ZM138 245V246H139ZM145 245H146V243H145ZM18 246V245H17ZM16 246V247H17ZM77 246V245H76ZM83 246V245H82ZM105 246V245H104ZM114 246H116L115 244H113V247H112V249L114 248ZM135 246V247H136ZM152 246V245H151ZM165 246H166V244H165ZM213 246V245H212ZM52 247V246H51ZM85 247V246H84ZM103 247V246H102ZM99 248V249H103V248ZM106 247V246H105ZM109 247V246H108ZM118 247V246H117ZM146 247H148V246H146ZM154 247V246H153ZM53 248V247H52ZM137 248V247H136ZM158 248V247H157ZM156 248V249H157ZM48 249V248H47ZM91 249V248H90ZM98 249V250H99ZM123 249V248H122ZM161 249H162V247H161ZM172 249V248H171ZM51 250V249H50ZM118 250H121V249H118ZM164 250H166L165 249V247H164ZM170 250V249H169ZM178 250H180V249H178ZM177 250V251H178ZM108 251H109V249H108ZM111 251V250H110ZM124 251V252H125ZM129 251H126L125 253H128V254H130L129 253ZM154 251V250H153ZM159 250H156L155 252H154V254L155 253H157ZM250 251H252V250H250ZM28 252V251H27ZM34 252V251H33ZM47 252V251H46ZM52 252V251H51ZM84 252V251H83ZM169 252V251H168ZM167 251H166V253H168ZM43 253V252H42ZM90 253V251L88 250V254ZM107 253V252H106ZM106 253H105V255H106ZM135 253V252H134ZM161 253H163V251H161L159 254H161ZM177 253H179V252H177ZM52 255L53 253H50L49 252V255ZM82 254V253H81ZM114 254V253H113ZM123 253H121V255L120 256H122V257H125L126 256V254H125V256H123L122 255ZM132 254V253H131ZM137 254H138V252H137ZM136 254V256H138ZM173 254H174V252H173ZM176 254V253H175ZM200 254V253H199ZM54 255V254H53ZM83 255H84V253H83ZM90 255V254H89ZM92 255V254H91ZM104 255V254H103ZM102 255V256H103ZM118 255H119V253H118ZM144 255V258H146L145 257V254H143ZM150 255V254H149ZM35 256V255H34ZM40 256H44L43 254L42 255H40ZM130 256V255H129ZM133 256V255H132ZM132 256H131V258H132ZM156 256V255H155ZM160 256H162V255H160ZM164 256V255H163ZM166 256V255H165ZM31 257V256H30ZM121 257V258H122ZM140 256H138V258H139ZM150 257L151 258H148V259H152V255H150ZM35 258H37V257H35ZM39 258V257H38ZM38 258H37V260H38ZM43 258V257H42ZM44 258H45V256H44ZM103 258V257H102ZM106 258V257H105ZM119 256H118V258L116 257V259H118L115 263L116 264H118V261L121 259ZM126 258L128 259V258H130V257H128V256H126ZM125 258V259H126ZM130 258V259H131ZM133 258H135V257H133ZM132 258V259H133ZM143 258V257H142ZM28 259L30 260V258L28 257ZM123 259V258H122ZM126 259V260H127ZM130 259L129 260H127V262H124L123 261V263H122V261H120L122 264H124V263H129L128 261H130ZM147 259V260H148ZM159 258H158V255H157V260H158ZM168 259V258H167ZM170 259V258H169ZM168 259V260H169ZM172 259H174V258H172ZM43 260V259H42ZM50 260V259H49ZM84 260H86V259H84ZM99 260V259H98ZM147 260H143V261H146L147 262ZM171 260V259H170ZM35 261V260H34ZM44 261V260H43ZM88 261H89V259H88ZM137 261L139 262V260H136V261H134L136 264H141V263H137ZM149 261H151V260H149ZM153 261V260H152ZM151 261V262H152ZM86 262H87V260H86ZM89 262H91V261H89ZM98 262V261H97ZM159 262H160V264H161V261L159 260ZM250 260H249V264H250ZM83 263V261L81 262V264ZM95 263V262H94ZM93 263V264H94ZM131 263H132V261H131ZM130 263V264H131ZM153 263V262H152ZM165 263V262H164ZM109 264V263H108ZM113 264V263H112ZM132 264H134V263H132ZM142 264H143V262H142ZM157 264H159V263H157Z\"/></svg>", "mask_w": 264, "mask_h": 264}]
</instances>
